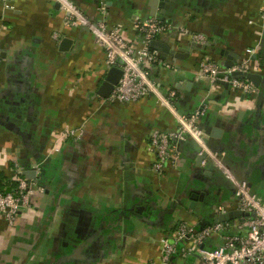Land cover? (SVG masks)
<instances>
[{
    "label": "crops",
    "instance_id": "0c3cea01",
    "mask_svg": "<svg viewBox=\"0 0 264 264\" xmlns=\"http://www.w3.org/2000/svg\"><path fill=\"white\" fill-rule=\"evenodd\" d=\"M93 21L98 0H69ZM0 2V189L13 176L42 165L32 209L14 227L0 221V264H160L163 241L179 224L200 229L235 208L234 189L214 165L201 167L199 147L178 144L177 168L158 175L149 147L156 129L173 132L179 122L155 96L131 104L113 103L99 91L111 70L106 52L85 27L67 28L55 0ZM108 24L123 26L136 41V17H152L173 29L156 41L187 54L167 57L152 78L165 96L176 93V110L192 116L206 108L202 127L225 164L264 197V25H252L264 0H108ZM181 28L208 37L193 43ZM55 34L63 36L61 41ZM70 39L69 50L61 43ZM256 48L252 74L263 80L258 95H243L221 83L198 80L199 62L239 63ZM67 129L79 138L59 142ZM221 131V139L213 137ZM222 145V149H220ZM222 176V177H221ZM197 201L193 206L192 197ZM240 218L230 219L234 220ZM205 226V227H206ZM216 237L207 247H214ZM184 244H181V247ZM175 255L170 264H200Z\"/></svg>",
    "mask_w": 264,
    "mask_h": 264
},
{
    "label": "built area",
    "instance_id": "2783aa9c",
    "mask_svg": "<svg viewBox=\"0 0 264 264\" xmlns=\"http://www.w3.org/2000/svg\"><path fill=\"white\" fill-rule=\"evenodd\" d=\"M60 5L64 25L67 28L79 26L88 29L95 37L96 44L106 52V64L109 68L119 67L123 71L122 78L108 98L110 102L131 104L149 96H155L167 106L179 122V128L173 132L154 130L149 139V147L156 160L152 170L159 176L169 168H177L181 159L178 144L192 141L199 147L200 166L214 165L223 178L234 189L235 208L241 213L240 218L223 223H217L199 229L191 222L178 225L172 243L163 241V255L160 264H170L175 255L189 258L196 256L200 264H264V197L254 192L246 181L240 180L225 164L223 158L212 152L208 146V135L202 127V119L206 108H200L192 116L181 115L175 108L176 93L170 92L165 96L161 85L153 80L152 70L158 69L163 63L161 55L150 47L153 41L169 33L173 27L155 17H136L133 28L136 41H129L123 34V26L111 27L108 24V0H98V21L91 20L69 0H55ZM4 11L16 9L13 0H0ZM250 24L264 25V10L259 19L251 20ZM180 32L190 37L193 43L205 46L208 37L200 33H192L181 28ZM55 39L61 41L63 36L55 34ZM249 57L235 64L232 68L224 69L216 61L202 59L199 62L198 80L211 83L223 82L229 84L234 92L243 95H258L260 89L247 79H231L234 73H251L252 58L256 48L247 50ZM2 52L0 49V61ZM81 129L65 130L57 141L53 151L59 152V142L79 138ZM32 170L36 179H28L23 175V169L18 163H13V176L7 181L9 187L0 189V221L5 220L10 227L17 224L22 213L32 209L38 192L44 193L40 186L42 165L35 164ZM227 205L219 207V216L228 215ZM216 237L214 247H207L209 239ZM181 244L184 246L181 247ZM150 264H158L151 262Z\"/></svg>",
    "mask_w": 264,
    "mask_h": 264
},
{
    "label": "water",
    "instance_id": "95a60500",
    "mask_svg": "<svg viewBox=\"0 0 264 264\" xmlns=\"http://www.w3.org/2000/svg\"><path fill=\"white\" fill-rule=\"evenodd\" d=\"M57 8L60 9L59 4L57 5ZM152 17H154V16H152ZM72 44H73L72 40L65 39L61 43V50H63V51L69 50L68 47ZM150 47L153 51L158 52L161 55V59H163V60H166L167 57H169V56H173L176 59H183L184 56L187 54V51H185L186 54L182 53V51H175L174 49L169 48L167 45H165L164 43H161L159 41H153L151 43ZM235 64L236 63H226L225 66L227 68H232ZM122 75H123V71L119 67L111 68V70L109 71V73H108V75H107L105 81L103 82L102 87L99 91L100 96L105 98V99H108L111 96V94L113 93V91L115 90L116 86L119 84V82L122 78ZM231 79H247V80L251 81L258 88L261 86V82L263 80V78L260 75H256V74H252V73H234L231 76ZM221 83H223V82H221ZM223 84L227 87V89H229V84H227V83H223ZM263 94H264V92L262 93V95ZM220 135H221V131L217 130L214 133L213 137L221 139ZM208 146L212 152H214V153L218 152L217 149L213 145H211L209 142H208ZM222 147L223 146L220 145V149H222ZM202 159L203 158H199L198 164L201 163ZM23 175L28 179H36L37 178L36 172L33 170L25 169L23 172ZM192 199H193V206H194L195 202L197 201L198 198L196 195H194L192 197ZM239 216H241V213H239V212L234 213L233 215L229 214V215L220 216L215 220V223H223L225 221H229L230 219H234V218H237ZM206 225H207L206 223L203 224V227H205Z\"/></svg>",
    "mask_w": 264,
    "mask_h": 264
},
{
    "label": "trees",
    "instance_id": "16d2710c",
    "mask_svg": "<svg viewBox=\"0 0 264 264\" xmlns=\"http://www.w3.org/2000/svg\"><path fill=\"white\" fill-rule=\"evenodd\" d=\"M39 183H41V181H39ZM6 187H9V183H7Z\"/></svg>",
    "mask_w": 264,
    "mask_h": 264
},
{
    "label": "bare ground",
    "instance_id": "6f19581e",
    "mask_svg": "<svg viewBox=\"0 0 264 264\" xmlns=\"http://www.w3.org/2000/svg\"><path fill=\"white\" fill-rule=\"evenodd\" d=\"M250 186V185H249ZM206 227H208V226H206ZM205 228V227H204ZM200 229V228H199Z\"/></svg>",
    "mask_w": 264,
    "mask_h": 264
},
{
    "label": "flooded vegetation",
    "instance_id": "af4514ba",
    "mask_svg": "<svg viewBox=\"0 0 264 264\" xmlns=\"http://www.w3.org/2000/svg\"><path fill=\"white\" fill-rule=\"evenodd\" d=\"M43 170V169H42Z\"/></svg>",
    "mask_w": 264,
    "mask_h": 264
}]
</instances>
